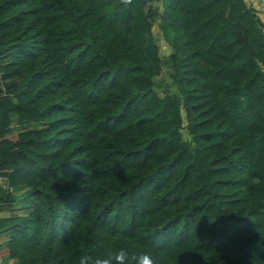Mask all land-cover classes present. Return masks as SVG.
Listing matches in <instances>:
<instances>
[{"label":"trees","instance_id":"trees-1","mask_svg":"<svg viewBox=\"0 0 264 264\" xmlns=\"http://www.w3.org/2000/svg\"><path fill=\"white\" fill-rule=\"evenodd\" d=\"M163 70L176 93L155 90ZM0 72V177L26 189L18 209L0 188L2 264H264L248 0H0Z\"/></svg>","mask_w":264,"mask_h":264},{"label":"rangeland","instance_id":"rangeland-1","mask_svg":"<svg viewBox=\"0 0 264 264\" xmlns=\"http://www.w3.org/2000/svg\"><path fill=\"white\" fill-rule=\"evenodd\" d=\"M152 7L153 8H156V7L161 8L162 4H161V2L154 3L152 5ZM156 25H155V31H158L157 34L159 35L158 45H159L162 53H167L168 49H167V46L165 45L164 38H162V32L159 31L160 28L158 29V27ZM171 74H172V72L170 70H163L161 72V74L154 79V88L160 96L164 95L165 93H176L177 92L176 87L171 84V78H170ZM12 119H13V123H16V121H17L16 117L13 116ZM37 127H38L37 123L28 124L26 126H23V128L13 126L12 130H11V134L16 135L18 132H21L22 130L26 131V130L34 129ZM189 139H190L189 134L186 132V130H183L182 131V140L186 142Z\"/></svg>","mask_w":264,"mask_h":264},{"label":"clouds","instance_id":"clouds-1","mask_svg":"<svg viewBox=\"0 0 264 264\" xmlns=\"http://www.w3.org/2000/svg\"><path fill=\"white\" fill-rule=\"evenodd\" d=\"M126 258H127V252L124 249H121L119 252L115 254L114 258L98 259L96 260L95 264H125ZM134 259L136 260L137 264H155V260L153 256L148 252H140L134 257ZM2 262H3V258H2Z\"/></svg>","mask_w":264,"mask_h":264},{"label":"crops","instance_id":"crops-1","mask_svg":"<svg viewBox=\"0 0 264 264\" xmlns=\"http://www.w3.org/2000/svg\"><path fill=\"white\" fill-rule=\"evenodd\" d=\"M2 76V75H1ZM2 79V77H1ZM3 80V79H2ZM1 85V83H0ZM2 88V86H1ZM12 122H13V119H12ZM20 128H23V126H20ZM24 131V130H22ZM19 133V132H18ZM17 133V134H18ZM16 134V135H17ZM12 135V134H11ZM15 136V135H14ZM0 188H3L11 193H13L15 199H16V207L18 209H20L25 203H26V189L24 187H19V188H16V187H10L7 182H6V179L5 178H2L0 177Z\"/></svg>","mask_w":264,"mask_h":264},{"label":"built area","instance_id":"built-area-1","mask_svg":"<svg viewBox=\"0 0 264 264\" xmlns=\"http://www.w3.org/2000/svg\"><path fill=\"white\" fill-rule=\"evenodd\" d=\"M250 5L252 7L253 13H257L262 17V20L264 22V0H249ZM0 83L3 89V94L6 95V89L4 86V80L1 79V72H0ZM2 249V241L0 240V251ZM0 264H2V257H0Z\"/></svg>","mask_w":264,"mask_h":264}]
</instances>
